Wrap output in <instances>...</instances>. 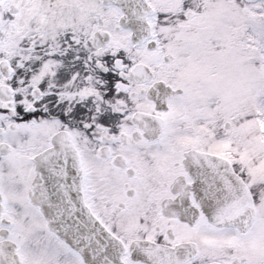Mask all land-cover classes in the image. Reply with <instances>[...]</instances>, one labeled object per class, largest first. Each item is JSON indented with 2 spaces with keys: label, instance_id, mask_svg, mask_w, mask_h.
<instances>
[{
  "label": "snow or ice",
  "instance_id": "1",
  "mask_svg": "<svg viewBox=\"0 0 264 264\" xmlns=\"http://www.w3.org/2000/svg\"><path fill=\"white\" fill-rule=\"evenodd\" d=\"M0 264H264V0H0Z\"/></svg>",
  "mask_w": 264,
  "mask_h": 264
}]
</instances>
